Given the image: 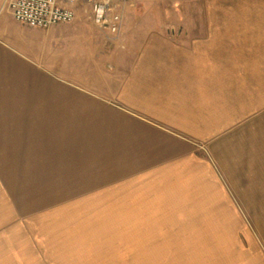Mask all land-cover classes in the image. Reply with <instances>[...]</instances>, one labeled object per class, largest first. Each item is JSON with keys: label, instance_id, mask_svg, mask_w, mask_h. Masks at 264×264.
Returning <instances> with one entry per match:
<instances>
[{"label": "crops", "instance_id": "1", "mask_svg": "<svg viewBox=\"0 0 264 264\" xmlns=\"http://www.w3.org/2000/svg\"><path fill=\"white\" fill-rule=\"evenodd\" d=\"M4 2L0 199L17 181L40 195L67 185L74 202L130 196L148 203L139 211H161L150 217L196 219L184 229L200 232L189 245L202 254L223 241L204 236L233 226L218 213L264 192V35L207 27L204 12L181 15L202 23L178 30L125 20L114 35L84 8L73 22L31 28Z\"/></svg>", "mask_w": 264, "mask_h": 264}, {"label": "rangeland", "instance_id": "2", "mask_svg": "<svg viewBox=\"0 0 264 264\" xmlns=\"http://www.w3.org/2000/svg\"><path fill=\"white\" fill-rule=\"evenodd\" d=\"M202 12L207 27L246 25L257 43L264 35V0H132L125 20L137 31L178 30L202 23L181 15ZM52 189L40 195L17 181L9 187L12 198L0 199V264H247L249 257L264 263V192L236 195L246 208L218 215L238 219L237 226L233 220V226L206 229L204 236L223 241L202 254L199 245H189L200 232L184 229L196 220L190 215L150 217L161 211H139L148 203L130 196H120L118 206L116 197L74 202L77 193L67 185Z\"/></svg>", "mask_w": 264, "mask_h": 264}, {"label": "built area", "instance_id": "3", "mask_svg": "<svg viewBox=\"0 0 264 264\" xmlns=\"http://www.w3.org/2000/svg\"><path fill=\"white\" fill-rule=\"evenodd\" d=\"M131 6L132 0H5L3 9L19 24L48 29L73 22L84 8L101 31L118 35Z\"/></svg>", "mask_w": 264, "mask_h": 264}]
</instances>
